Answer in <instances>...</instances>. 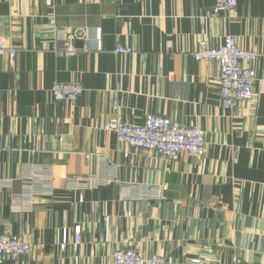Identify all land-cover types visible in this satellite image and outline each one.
Wrapping results in <instances>:
<instances>
[{
    "label": "crops",
    "instance_id": "0c3cea01",
    "mask_svg": "<svg viewBox=\"0 0 264 264\" xmlns=\"http://www.w3.org/2000/svg\"><path fill=\"white\" fill-rule=\"evenodd\" d=\"M214 4L0 0V37L18 50L13 64L0 58V235L44 245L4 264H111L115 249L264 264V0L212 17ZM227 35L259 54L254 96L235 115L220 106L218 65L192 57ZM54 83L83 93L57 101ZM150 115L201 129L203 157L168 161L101 128Z\"/></svg>",
    "mask_w": 264,
    "mask_h": 264
},
{
    "label": "built area",
    "instance_id": "2783aa9c",
    "mask_svg": "<svg viewBox=\"0 0 264 264\" xmlns=\"http://www.w3.org/2000/svg\"><path fill=\"white\" fill-rule=\"evenodd\" d=\"M237 0H215L212 17L222 12L234 11ZM75 34L68 35L67 51L75 52L70 42ZM99 37V35H98ZM129 47L118 46L114 54H130ZM18 55V50L6 38L0 37V58L6 57L11 64ZM195 61L215 62L219 69V100L223 110L236 114L241 102L251 101L254 96V86L257 80L256 72L249 64L254 63L259 54L253 50L238 47L232 35L224 37L219 47H209L202 41L192 54ZM52 96L57 101H74L83 93L79 84L54 83ZM102 131L111 132L119 144H126L148 152H154L168 161H177L183 155L196 158L203 157L206 149L205 133L191 126L175 124L170 118L150 115L143 125H130L119 118H112L102 124ZM74 242L81 241V226L73 229ZM44 249V245H33L23 235H0V264L6 260L19 261L31 257L36 250ZM111 264H168L166 259L158 254L142 257L133 249H115L111 254ZM191 264H203L198 259Z\"/></svg>",
    "mask_w": 264,
    "mask_h": 264
}]
</instances>
